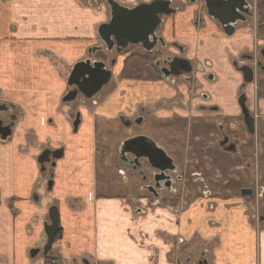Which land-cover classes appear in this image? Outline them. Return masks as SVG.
<instances>
[{"label":"crops","instance_id":"1","mask_svg":"<svg viewBox=\"0 0 264 264\" xmlns=\"http://www.w3.org/2000/svg\"><path fill=\"white\" fill-rule=\"evenodd\" d=\"M81 1L86 6L80 0H0V96L20 112L11 137L0 140V264L42 263L31 260L29 251L42 241L52 206L58 211L62 237L55 253L66 264L72 258L83 264H175L178 254H188L185 245H176L178 239L210 237L205 208L196 202L181 213L157 205L143 214L119 198L94 194L93 125L121 114L122 93L117 90L112 97L109 91L95 105L62 102L69 68L84 59L78 56L97 41V28L108 18L106 3L93 12ZM118 1L132 8L152 0ZM194 16L192 6L174 11L166 17L162 35L181 45L190 62L204 66L195 78L208 96L232 113L231 103L243 82L233 64L250 45L253 24L237 25L235 34L228 36L207 17L202 29H194ZM117 64L119 72L122 60ZM176 87L181 88L180 97L187 98L184 88ZM77 114L80 125L74 133ZM48 143L60 154L43 172L38 157ZM229 205L221 201L216 209L223 215ZM225 233L215 264H264V236L258 245L243 224Z\"/></svg>","mask_w":264,"mask_h":264},{"label":"flooded vegetation","instance_id":"2","mask_svg":"<svg viewBox=\"0 0 264 264\" xmlns=\"http://www.w3.org/2000/svg\"><path fill=\"white\" fill-rule=\"evenodd\" d=\"M86 1L91 6L99 7L112 1L122 8L132 9L155 0L140 2L132 8L125 7L118 0ZM163 1H169L171 15L185 7H194L195 16L191 21L194 29H202L206 17L216 20L221 26L228 12L226 3H233L235 12L230 22L233 23L231 27L234 32L229 36L235 34L237 25L253 24L250 45L242 48L243 53L235 61L250 70L252 81L245 83L243 80L230 106L233 112L223 110L195 78L194 73H200L204 66L190 62L177 42L169 43L164 39L162 31L167 16L159 17L160 23L154 36L144 45H129L120 53H117L115 46L104 47V52L116 56L110 59L115 64L113 68L118 66V60H122L123 68L126 60L132 56L150 60L151 67H148L149 72L145 75L153 77V72H156L155 77H159V80L132 82L135 84L136 111L133 115L121 113L115 120H120L125 127H152L150 120L156 119L158 128L163 130L161 136L171 149V153H168L163 144L147 135L128 136V139L140 137L147 141L151 150L147 155H138L144 151L140 147L133 153L137 146L147 143L140 140L129 146H124L122 142L118 144L116 157L121 167H117L126 180L123 181L121 177L118 183H112L110 194L143 214L157 205L183 213L197 202L198 207L209 212L204 226L211 231V235L178 239L177 246L185 245L187 248L192 245L195 248L185 256L177 257L175 264H215L216 251L220 249L228 229L234 232L238 224H243L254 234L258 245L264 236V36L258 33L256 0L254 4L252 0H215L213 15L209 13L207 0H181L175 8L172 7L175 0ZM110 15L108 10L107 21L101 24L109 23ZM117 76L120 79L115 81L118 84L111 91L112 97L122 85V78ZM110 84L105 85L97 97L104 94ZM176 84L184 88L185 95L187 91L190 93L189 99L180 97L181 88ZM159 88H165L167 93H153ZM77 97L83 99L80 92ZM148 107L150 110L145 109ZM145 117L148 120L145 121ZM108 153L104 151L112 164L111 151ZM105 162L108 163L107 159ZM45 164L48 163L43 164V172ZM221 201L230 202L223 215L216 209ZM204 243L212 246L211 252L201 246ZM249 252L251 254V249ZM209 254L211 259L207 257Z\"/></svg>","mask_w":264,"mask_h":264},{"label":"water","instance_id":"3","mask_svg":"<svg viewBox=\"0 0 264 264\" xmlns=\"http://www.w3.org/2000/svg\"><path fill=\"white\" fill-rule=\"evenodd\" d=\"M109 10L111 12V20L107 24H101L98 27V36L106 47L115 46L117 53L130 46L144 45L148 42L149 38L154 36V31L160 23V16H168L172 13L169 10V1L155 0L149 4H140L132 9L122 8L114 2H107ZM209 7V13L214 14L215 0H207ZM228 12L226 13V21L221 22L226 35H231L234 32L233 24L230 22L234 18L235 6L233 3H226ZM229 29V31H226ZM102 46L89 49V53H95L101 51ZM114 63H111V66ZM245 83L252 81L251 72L248 68L242 67L239 69ZM111 77V67L106 68L102 62H93L89 60L77 62L73 65L71 73L67 78V86L75 87L76 90L70 91L63 99V103L75 101L77 91L82 92L84 99H91L96 95L104 85H107ZM6 112V107L0 105V113ZM78 121L74 122V127L78 125ZM125 124V123H124ZM10 126H2L0 122V138L2 140L10 136ZM143 141L140 137L128 139L123 142L124 146H129L138 141ZM143 148L138 155H147L151 150L149 143H142L137 146L133 153H136L138 148ZM59 152L53 154L54 158L59 157ZM44 156L39 158L41 164ZM170 162V160L167 158ZM50 225L45 227V234L47 237L46 244L43 248V256H46L54 243L55 235L59 224V217L55 207L49 210Z\"/></svg>","mask_w":264,"mask_h":264},{"label":"rangeland","instance_id":"4","mask_svg":"<svg viewBox=\"0 0 264 264\" xmlns=\"http://www.w3.org/2000/svg\"><path fill=\"white\" fill-rule=\"evenodd\" d=\"M80 2H82V1L80 0ZM252 3L254 4V0H252ZM84 5L86 6V4H84ZM88 6L92 9L93 12L97 10L96 8H100L99 6H91L90 4H88ZM108 10H109V7H108ZM93 41L94 42L91 43V45L86 50H84L82 52V54L78 57L83 56L84 59L88 58L91 61H93L95 59H98L99 61H104L106 64V68H110L111 67V65L109 63L110 59L115 58L116 56L112 55L109 52H104L105 50H103L104 56L102 55V52L88 53L89 49L94 48L96 45L100 44L99 37L97 38V41H96V39ZM11 47H13V46H10V48ZM43 58L48 59V58H46V56H43ZM51 62H52V65L55 63V61H51ZM113 69L114 68L111 67L112 78L110 81L111 82L110 87L105 89L104 94H101L100 101L101 100L103 101V97H104L105 93L112 91V89H115V87H116L115 81L120 79V78H118V76L117 77L114 76ZM115 73H116V71H115ZM143 80L148 81L147 78H143ZM121 82H122V85L118 89V93H122L121 94L122 100H119V105H120L119 113H125V115L126 114L133 115V113L136 111V108H137L136 107L137 101L135 102L134 88H132L133 85H135V84H132V81H126V80L122 81V79H121ZM156 91L161 92L163 94L167 93V90L165 88H164V90H163V88L162 89L159 88L158 90H153V93H156ZM115 96H117V95H115ZM186 96L189 99L190 93L188 91L186 92ZM0 100L10 101L9 98H5V97L2 98L1 96H0ZM79 102L80 101L78 100V103ZM5 107L9 108L10 111H12V113H14V114L16 113V109L14 108L15 105H13L11 102L6 103ZM149 108L150 107L145 108V109L150 110ZM17 110H18V108H17ZM144 120L146 121L148 119L145 117ZM5 121L6 120H4V118H0V122H4V124H6ZM150 122L153 124L152 127L134 126V125L130 126V127H125L120 120H112V118H110V120H99V121H96L94 123V125H93L94 126V133H95L94 138H95L96 143L94 144L95 146H93V149L98 150L96 157H95V160H94V168H95V172H94L95 180H93L94 194L96 193L98 196H100V195L106 196L107 195V196L113 197L112 196L113 194L112 195L110 194L111 193L110 191H112L110 188L113 186L112 183H114V184L118 183L120 181L121 177H123V179H122L123 181L126 180L125 176L120 175L121 169L118 167H121V165L119 164L117 157H116L117 146L119 143L121 144V142L124 141L123 140L124 138H127L128 136L132 137V136L137 135V134L147 135V136L151 137L152 139H154L156 142L163 144L164 148L166 149L165 151H167L168 153H171V149H168L169 145H168L166 139H164L161 136V134H163L162 133L163 130L158 128V123H156L157 120L151 119ZM115 146H116V148H115V152H114ZM104 147H106L108 155H109L108 152L111 151L110 160L112 161V164L110 163L108 158H106V156L104 154L105 150L102 151V148H104ZM101 153H103V155H101ZM106 159H107L108 163L105 162ZM94 168H93V171H94ZM201 246L205 249H209L210 252L212 251V248H211L210 244H208V243H204ZM192 248H195V247H193L192 245L187 246L185 252L192 251ZM36 255L37 254H34V257H36V258L40 259L42 257L41 255H38V256H36ZM210 255L211 254L207 255V257L209 259H211ZM29 256H31V252H29ZM178 257L181 258V257H183V255L180 253L178 255ZM46 260L49 262V264H58V261H57L56 257L53 255V253H51L48 256V258H46Z\"/></svg>","mask_w":264,"mask_h":264},{"label":"trees","instance_id":"5","mask_svg":"<svg viewBox=\"0 0 264 264\" xmlns=\"http://www.w3.org/2000/svg\"><path fill=\"white\" fill-rule=\"evenodd\" d=\"M256 11L258 17V33L264 36V0H256ZM148 67H151L149 59L144 60L141 57L132 56L126 60L124 67L119 71V75L123 80L132 82L147 81L143 80V78H147L148 81L159 80V77H155L156 72H153V77L145 75L149 72ZM60 237L61 232L58 231L56 238L59 239ZM46 258H48V256ZM46 258L44 259V264H49Z\"/></svg>","mask_w":264,"mask_h":264},{"label":"bare ground","instance_id":"6","mask_svg":"<svg viewBox=\"0 0 264 264\" xmlns=\"http://www.w3.org/2000/svg\"><path fill=\"white\" fill-rule=\"evenodd\" d=\"M35 252L38 254V255H41L43 253V250L37 248L35 249Z\"/></svg>","mask_w":264,"mask_h":264}]
</instances>
